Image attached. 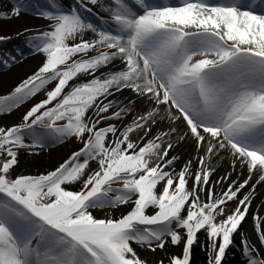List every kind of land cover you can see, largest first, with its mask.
<instances>
[{
  "label": "snow or ice",
  "instance_id": "snow-or-ice-1",
  "mask_svg": "<svg viewBox=\"0 0 264 264\" xmlns=\"http://www.w3.org/2000/svg\"><path fill=\"white\" fill-rule=\"evenodd\" d=\"M47 4L34 11L47 27L29 41L44 57L41 66L0 97V114L11 113L54 85L21 123L0 126V264H147L133 245L155 252L182 240V255L171 256L170 264H190L201 232L215 253L209 264H222L264 182V0ZM95 8L109 13L107 27L86 15H97ZM27 10L26 0H17L11 15ZM15 59L0 57V63ZM117 60L119 68L101 71ZM124 90L151 106L119 125L113 121L132 108L114 107L110 97ZM181 120L187 131L177 137ZM164 121L173 126L150 135ZM138 131L143 135L134 141ZM189 135L196 171L193 160L177 171L178 157L170 153ZM70 138L81 147L54 170L14 174L19 150ZM223 152L248 177L218 194L209 161ZM254 175L256 183L241 198ZM75 185L78 190L69 187ZM232 201L236 208L226 212ZM128 205L118 218L95 215ZM253 222L264 247V216L257 211ZM240 235L245 264H264V253Z\"/></svg>",
  "mask_w": 264,
  "mask_h": 264
},
{
  "label": "bare ground",
  "instance_id": "bare-ground-1",
  "mask_svg": "<svg viewBox=\"0 0 264 264\" xmlns=\"http://www.w3.org/2000/svg\"><path fill=\"white\" fill-rule=\"evenodd\" d=\"M95 11L100 13V15L108 21V12L104 11L102 8H95L94 12ZM88 18L92 19L91 14L90 16H88ZM47 24V21H33L32 19L20 17L9 20L5 26L11 33V35H20L25 30H32L38 27H46ZM0 36L6 37L7 35H3L2 33H0ZM40 66L41 62L37 56H29L25 58L24 61L17 63L10 71L0 74V97L7 96L13 89H15V87L18 86V84L34 74ZM120 66V61L117 60L115 62V66L111 68L101 69V71L107 73L108 71L115 70ZM87 79L88 77L86 76H81L79 78L80 81ZM76 82L77 81H75V83ZM110 99L116 102L114 107H123L124 105H129V107L132 108L131 114L127 115L122 121H113V123H117L119 125L129 124L136 115L143 113L147 108L151 106L148 101L137 97L131 90H124L123 92L117 93L114 97H110ZM39 101L40 100L38 99L28 100L25 104L21 105L14 112V114L3 118L0 123L5 127L16 125L15 122L18 121L17 119L20 116L26 114V112ZM129 101H135V103L129 104ZM171 126L173 125H171L170 122H161L152 129V133H150V135L156 134L160 129L167 130ZM174 126L178 128V132L176 134L177 137L187 131L186 125L182 120L178 121ZM141 135H143V133L138 131L137 133H133L131 138L135 141L138 140ZM80 147L81 144H77L74 140L70 139L62 146L50 150L48 154H42L39 157L38 164L30 165L24 162L21 163L20 167H18V169L16 170V173L18 175H34L53 170L54 168L58 167V165H60L64 160H66L72 152L78 150ZM201 154H203V151H201ZM170 155L178 157L175 165L177 171L180 170L189 160H193L192 171H196L197 162L193 159V157L197 155V152L195 141L190 135L183 141L176 140L175 147ZM209 167L215 169L212 176L210 177V182L215 184L214 190L218 194L227 187L228 183H231L232 181L237 179H239L240 182H243V180L248 177V171L246 168L241 169L240 166L237 165L235 170H233L232 158L226 152L221 153L220 156L211 158V160L209 161ZM229 173H231V175L226 183H215L216 181H219L221 177L228 176ZM257 179L258 177L254 175L248 187L244 188L240 192L239 195L241 198L244 195L248 194L249 190L251 189V185L255 184ZM201 195L203 196L204 193H202ZM237 203L238 201L229 202L226 205V212H231V210L235 209ZM257 211L260 216H264V182L257 185L254 199L252 200L251 209L246 218V221L242 224L240 229V232H242L246 237H250V242L255 244L256 247L261 251V253H264V247H261L259 241L257 240V237L253 232V215L257 213ZM100 214L101 212H99V215ZM99 215L97 217L101 218L99 217ZM220 219H223V217H218V220ZM240 232H238L234 236V245L240 248V254H238L233 248L228 252V256L224 264H245V261L242 260L243 254L240 245ZM136 251L138 252L139 256L147 262V264H158L159 261H163L164 264H170V257L173 255H178L177 250L172 247H166L165 253H161L159 251L151 253L149 251L141 249L140 247H136ZM193 254L195 260H197V258H200V254L198 253L196 248L193 250Z\"/></svg>",
  "mask_w": 264,
  "mask_h": 264
},
{
  "label": "rangeland",
  "instance_id": "rangeland-1",
  "mask_svg": "<svg viewBox=\"0 0 264 264\" xmlns=\"http://www.w3.org/2000/svg\"><path fill=\"white\" fill-rule=\"evenodd\" d=\"M44 1V0H43ZM27 2V0H26ZM37 2V6L34 8L32 5L33 3ZM17 0H0V33H2L3 35H7L6 37H9L10 39L13 38H18L21 39V41L23 43H25L26 45H28L29 47V41L31 39V35L33 32H36L39 29H44L46 27H38L36 29H29L28 31H24V33H22L21 35H11V33L7 30L6 28V23L13 19V18H20V17H25L26 19H32L33 21H46L44 19H40L37 18L36 15H34V11L37 7H42V8H46L48 7L47 1L42 2L41 0H30L29 4L26 3V6L28 8L27 11H22L21 14L19 16H13L11 15L12 10L14 9V7L16 6ZM44 3L42 6H39V4ZM59 3L61 5L64 6V8L66 9H70L72 6H74V0H59ZM32 4V5H30ZM5 26V27H4ZM17 42V41H14ZM9 43L10 45H12L13 43L11 41H8V39L5 41H0V45L2 44H6ZM19 50V55H17V52ZM2 54L0 57H7V55L10 57L11 54L9 53H5L2 50ZM13 55L15 54L16 59L14 61L9 60V63L5 64V63H0V74L6 73L8 71L11 70V68L17 64L18 62H20L21 60L27 58L28 56H37L42 64L44 57L41 54L35 53L33 52V50L27 49V50H21L18 49L17 47H13L12 52ZM26 80V79H25ZM75 83V81L73 82ZM54 85H49L48 88H46L45 90H43V92H41V94H38L37 96L31 98V99H38V100H43L46 98V92L49 88L53 87ZM67 91V89H66ZM12 93V92H11ZM30 100V99H29ZM26 103V102H25ZM24 103V104H25ZM23 105V104H22ZM18 108L14 109L11 113H3L0 114V121L5 118L6 116L12 115L14 114V112L17 110ZM25 115V114H24ZM23 115V116H24ZM23 116H20L17 120L16 125H18L19 123H21ZM0 126H4L0 123ZM72 140H74L77 144H80L75 138H70ZM65 140L64 142H56V141H48L45 146L43 148H39V149H21L18 152V164L15 166V171L14 174L18 175L16 173V170L18 169V167H20L21 163H26V164H38L39 163V157L42 154H48V152L52 149L58 148L60 146H62L64 143H66L68 140ZM59 166V165H58ZM92 167H95V163L92 164ZM55 169V168H54ZM53 169V170H54ZM52 171V170H49ZM47 171V172H49ZM45 172V173H47ZM42 174V173H39ZM39 174H34V175H39ZM70 188H72V190H78L79 185H75V186H69ZM128 208H130V205L128 206H123L119 209H115V210H97L95 211V215L98 216L99 212H101V214L99 215V217L104 218L105 215L111 216V217H119L120 215L124 214L127 212ZM124 209V210H123ZM151 211V210H150ZM98 214V215H97ZM183 231V230H181ZM236 235V234H235ZM133 247L136 249V247H140L139 245H133ZM166 247H172L175 250H177L178 255H182V251H183V247H184V241L182 240L181 243L179 244V246H173L171 245V243H167ZM166 247L163 250L157 249L156 251H159L161 253H165L166 252ZM141 249H144L146 251H149L151 253H153V251H151L150 249H148L147 247H140ZM196 248V250L198 251V253L200 254V258H197V260L194 259V254H193V250ZM235 249L236 252L238 254H240V248L236 247L234 244L226 251V255L224 260L222 261V264L225 263L227 256H228V252L232 249ZM215 253L214 252H210L209 247H208V239L206 236L205 232H201L198 234V241L193 245V248L191 250V256H190V264H209V260L210 257L214 258ZM242 260L245 261V258L242 257Z\"/></svg>",
  "mask_w": 264,
  "mask_h": 264
}]
</instances>
